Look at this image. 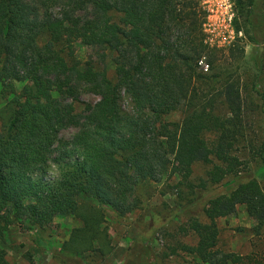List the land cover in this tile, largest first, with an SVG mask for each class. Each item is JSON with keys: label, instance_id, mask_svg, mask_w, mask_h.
Masks as SVG:
<instances>
[{"label": "trees", "instance_id": "1", "mask_svg": "<svg viewBox=\"0 0 264 264\" xmlns=\"http://www.w3.org/2000/svg\"><path fill=\"white\" fill-rule=\"evenodd\" d=\"M235 4L236 28L254 48L253 88L264 100V0ZM202 15L200 0H0V81L7 97L0 108V240L19 223L40 245L55 215H74L80 222L55 255L79 260L84 251L108 253L100 208L125 216L139 206L134 191L140 182L167 172L187 181L200 161L210 165L201 186L229 175L236 184L206 199V221L188 217L185 228L198 239L181 248L207 264L240 263L216 247L217 218L244 205L254 230L264 226V189L242 172L248 160L238 154L246 140L250 158L262 159L264 139L252 143L243 124L240 77L231 67L244 47L224 57L206 45ZM77 42L101 49L98 56L111 54L114 75L104 63L78 60ZM202 57L207 72L199 69ZM226 59L231 67L221 68ZM16 82H23L20 91ZM82 92L98 98L77 111ZM123 94L129 111L121 105ZM177 109L181 121L164 120ZM69 128L76 131L64 139L61 132ZM52 166L55 173L48 175ZM80 196L101 207L84 211ZM129 251L149 253L147 244L136 242ZM0 264H12L1 244Z\"/></svg>", "mask_w": 264, "mask_h": 264}, {"label": "rangeland", "instance_id": "2", "mask_svg": "<svg viewBox=\"0 0 264 264\" xmlns=\"http://www.w3.org/2000/svg\"><path fill=\"white\" fill-rule=\"evenodd\" d=\"M200 10L203 13L201 23L203 33L206 14L202 0H200ZM238 21L240 19L235 4L233 27L237 33L230 39L229 44L209 47L222 50L220 54L224 57L231 48L244 47L243 58L233 63V67L229 66L226 59L222 61L221 68L231 67L232 70H237L240 77L246 135L248 139H252V143L259 145L264 139V100L256 94L252 83L255 81L256 73V62L252 56L254 48L248 42L243 29L237 30ZM238 31H241V35ZM261 45L264 48V39ZM97 52L100 53L101 49H92L79 42L75 44V56L78 60L84 62L92 58L97 64L104 63L108 76L112 77L114 75L112 55L98 56ZM202 58L206 61L205 57ZM101 59L103 62L100 61ZM199 69L203 72L209 71V68L206 71L200 67ZM22 86L23 82H16L17 91H20ZM256 87L259 89L260 86ZM1 89L0 81V108H3L7 103V97L2 96ZM97 98L95 94L82 92L79 102H75L76 110L81 111L86 103H93ZM121 105L124 109L130 110V100L125 94ZM216 110L218 113H223L226 109L218 104ZM163 118L167 122H179L182 113L177 109ZM2 121L0 115V130ZM75 131L74 128L65 129L61 132V136L69 139ZM206 137L210 139L212 135L207 133ZM245 141L240 144L238 153L242 159L248 160L242 172L255 176L264 189V154L262 159L258 157L251 159L248 149L244 147ZM209 168V164L197 161L193 164L192 174L187 181H183L178 172L169 176L167 172L158 181L143 180L134 191V197L139 199V206L125 216H118L108 207H101L90 197L80 196L78 200L84 211H87V206L91 207V205L101 207L103 212L101 228L106 230L110 240L111 250L108 253L84 251L78 255L79 260L67 258L62 254L55 255L65 246L73 227L80 222V219L74 215H55L53 222L41 231L40 245L33 241L32 233L19 223L11 224L5 230L0 244L5 248L7 258L12 264H207L195 254L181 248L183 244L195 245L198 239L192 230L185 228L188 217L194 215L201 221H206L202 211L206 199L236 184L233 176L229 175L220 183L206 182L205 186H201L200 182L206 180V172ZM54 169L55 167L52 166L48 175H54ZM255 224L244 205H238L233 214L217 218L219 237L216 247L223 252L239 256V264H264V226L259 231H255ZM135 242L147 244L149 253L142 254L137 251L131 255L129 249ZM228 264L234 263L228 262Z\"/></svg>", "mask_w": 264, "mask_h": 264}, {"label": "built area", "instance_id": "3", "mask_svg": "<svg viewBox=\"0 0 264 264\" xmlns=\"http://www.w3.org/2000/svg\"><path fill=\"white\" fill-rule=\"evenodd\" d=\"M202 7L206 14L202 28L204 43L211 47L229 44L230 39L237 33L233 27L235 1L202 0ZM238 34L241 35V31ZM198 63L202 70H208L209 65L204 58Z\"/></svg>", "mask_w": 264, "mask_h": 264}]
</instances>
